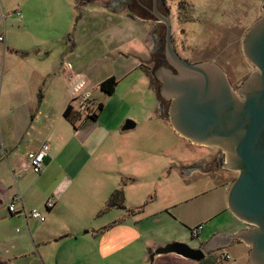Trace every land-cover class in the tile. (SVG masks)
I'll use <instances>...</instances> for the list:
<instances>
[{
    "label": "crops",
    "instance_id": "obj_1",
    "mask_svg": "<svg viewBox=\"0 0 264 264\" xmlns=\"http://www.w3.org/2000/svg\"><path fill=\"white\" fill-rule=\"evenodd\" d=\"M30 1H25L26 7ZM72 1L70 11L58 3L43 9L44 20L47 23L49 18L50 21L44 25L49 38H39L41 44L37 48L5 49L6 54L22 56L21 64L26 66L29 79H22L21 85L29 82V89L22 91V110L19 116L17 114L21 121H25V126L18 128L16 120L10 119L5 131L6 144L3 146L8 153L0 162V182H6L8 173L13 177L12 171L20 168V161L28 152L36 151L44 143L49 145V152L33 185L36 187L46 182V190L43 188L33 193L31 187H23L25 194H22L17 184L26 173L13 177V188L0 186V204L17 190L23 207L36 209L45 218L39 222L7 214L8 218L1 219L0 247L6 246L0 248V261L6 264H249V247L238 240L206 253L199 261L174 253L153 254L155 248L169 242L186 244L190 228L197 225L202 226L197 238L198 246L214 234H232L247 226L234 217L218 224L210 223L225 210L224 189L227 187L220 189L217 199L199 204L192 213L185 212L184 206L210 194L206 193L209 189L197 191L201 186L199 179L188 182L200 173L199 170L185 169L188 165L173 169L172 159L166 158L169 152L163 159H155L158 154L165 153L162 152L165 147L162 141L159 150L155 145L150 144L151 147L141 141L143 137L138 139L140 143L137 145L129 144L130 132L136 124L128 130L122 129L124 123L120 126L105 124L99 119L103 108L99 100L95 103L102 105L101 110L95 113L94 118L75 116V128L63 117L66 106H73L74 99L83 92L94 89L103 96H112L119 83L136 72L141 71L143 76L137 77L136 82L135 77L131 79L129 84L133 90L138 86L143 91L147 87L153 89L141 67V38L150 19H141L135 14L128 16L122 9H110L100 2L95 4L99 7L86 5L77 10ZM0 9L2 20L11 16L4 12L1 1ZM20 16L16 18L23 19L21 13ZM90 16L100 20L97 34L106 38L104 42L98 41L100 44L96 49L104 59L107 58L111 69L114 65L118 69L95 78L90 71L95 63L85 62L82 67L77 65L80 58L77 56V43L82 39L85 42L90 36L86 29ZM24 27V33H29L28 25ZM109 35L121 36L122 41L112 46L108 43ZM54 39L59 45L52 42ZM111 76L115 78L116 85L112 94L106 95L98 85ZM92 98L94 100L95 96ZM156 115L167 122L159 112ZM157 130L152 129L147 134L160 133L162 139L167 134H176L170 125ZM145 153L149 157H144ZM157 163H163V166ZM118 189L122 192L121 201H113L114 204L107 206L110 194ZM29 194L33 195V200L27 202ZM49 197L54 198V205L45 210L44 199ZM9 220L21 227V230H15L19 235L12 239L4 236L2 225ZM173 225L177 226L174 234L169 231ZM180 225L189 227L188 232L181 231ZM177 232L182 234L178 236ZM220 251L229 258L218 259Z\"/></svg>",
    "mask_w": 264,
    "mask_h": 264
},
{
    "label": "rangeland",
    "instance_id": "obj_2",
    "mask_svg": "<svg viewBox=\"0 0 264 264\" xmlns=\"http://www.w3.org/2000/svg\"><path fill=\"white\" fill-rule=\"evenodd\" d=\"M0 1L4 12L11 14V16L6 18L5 21L0 17V35L4 37V41L0 42V135L3 145H5L6 142L4 136L5 131L10 124V119L16 120L15 122L17 123L18 128L25 126V121H21V118L18 116L22 110V91L23 89L25 91L27 88L29 89V82L25 83V85H21L22 79H29L26 75V66H22L21 64L22 56L18 53L15 54V56H13V53L10 55L6 54L5 49L14 48L15 50L21 51L37 48V46L41 44L39 38H49L45 33L46 29L44 25L47 23L50 24V21L49 18L47 23L44 20L43 9L47 8V6L52 7L58 3V5L61 4L63 7H67L70 11L71 7H73V1L31 0L27 7L25 6L26 0ZM99 2L105 7L114 9V6L110 5L111 0H96L94 4L91 3L88 6L99 7L95 5ZM162 2L170 23L171 41L174 50L180 58L189 63L201 61L215 63L224 71L231 87L239 81H242L253 70V67L246 61L242 54L241 39L249 26L264 13V9L262 8L263 0H162ZM120 9H122L128 16L132 15V13L127 11L124 7H120ZM16 10L20 11L23 19L18 20L16 18L14 14ZM135 15L141 19H150L146 22L147 27L141 38L143 49L141 67L144 74L148 77L150 86L152 87V51L156 37L154 29L156 27L155 25H158V23H156L147 12L135 13ZM99 22L100 20L97 17L90 16L86 22V29L90 36L85 40L86 43L83 39L79 40L77 43L79 46L77 56L80 57L77 60V65L82 67L85 62H89L90 64L95 63L96 65H92L93 67L90 69L93 78H95L96 75H102L111 70L114 72L118 70L115 65L111 69L107 65V58L104 59L100 50L96 49V46L100 44V42L106 41V38L97 34L101 27V23ZM26 25L29 27V33H24L23 31V28H25L24 26ZM58 28H61V26ZM159 32L162 34V30H159ZM55 34L56 33L52 35L53 38ZM109 36L108 43L112 46L114 43L116 44L119 41H122L121 36L116 38L112 35ZM90 39V43L87 44ZM57 41V39H54L52 42L59 45V42ZM105 64L106 66L104 67ZM142 76L143 75L140 71L122 80L119 83L117 91L109 97L103 96L98 90H90L91 97L95 96L94 101L99 100L103 105L99 119L109 126H120L119 124H123L127 120L134 122L136 126L130 132L131 135L127 142L129 144L137 145L140 143L138 139L143 137L141 141L145 142L146 145H155L159 150L162 141L165 146L162 152L164 151L165 153L162 155L157 153L158 155L154 158L159 161V159L166 157V153L169 152L170 155L168 156L171 157L167 156L166 158L172 159L171 162H173V169L175 167H178L179 169L186 165L192 166L193 163L199 164L208 161V155L211 154V151L212 153H215L217 148L215 149L192 144L184 138L178 137L176 134H167L166 137L162 135L165 139L161 138L160 133V135L147 134L152 129L156 132L158 131L157 129L165 128L169 124L159 119L156 115L160 109V105L157 101L158 96L156 97L154 90L147 87V89L144 88L143 91V88L140 86L133 90L129 84L133 77H135L134 80L136 82L137 77L141 78ZM29 109L31 110V105ZM11 112L13 113L12 115ZM162 131L164 132V130ZM140 150L143 151V149ZM144 157H149V155L147 156L146 154ZM152 158L153 157H151V159ZM23 165L24 159L20 161V167H23ZM157 165L163 166V163H157ZM25 173L26 176L22 181L19 180L17 184L18 189L22 194L24 193L23 187H31V192L33 193H38L39 191H42L41 189L43 188L44 190L47 189L48 183L46 182L43 184L40 183L38 186L34 187L33 185L37 175L30 174L29 172ZM174 174L173 171V175ZM7 176L8 179L6 182H0V186H4L6 189H9L10 187L13 188L14 179L9 173ZM235 177L236 173L227 169L217 173V175H201L200 173H197L191 177V180L188 182L199 179L201 181L199 185L201 184V186H198L197 191L209 189L206 193L210 194H208L209 196H205L207 197L206 200L205 197H202L199 200L194 201L191 205L184 206L183 210L187 213H192L199 204L217 199L220 189L227 187V189H224L225 210L220 216L210 221V223L212 225L218 224L219 222H225L226 219L233 217L226 206V195L229 184ZM32 196V194H29L27 202L33 200ZM6 207L7 202H1L0 220L6 217L8 218ZM28 208L31 209V207ZM2 225L4 236H8L12 239L19 235L15 232L17 228L21 230V227L17 222L16 224H13L9 220V222L3 223ZM176 228L177 226L173 225V227L171 226L169 228V231L174 234V229L176 230ZM178 228H180L181 231L188 232L189 227L180 225ZM24 229L26 230L25 227ZM176 234L179 236V234L181 235L182 233L177 232ZM187 238L186 245L191 248L198 246V239L193 238L190 235ZM5 246H1L0 248L2 249Z\"/></svg>",
    "mask_w": 264,
    "mask_h": 264
},
{
    "label": "water",
    "instance_id": "obj_3",
    "mask_svg": "<svg viewBox=\"0 0 264 264\" xmlns=\"http://www.w3.org/2000/svg\"><path fill=\"white\" fill-rule=\"evenodd\" d=\"M149 13L164 25V55L175 69L173 73L159 67L154 72L162 84L159 94L170 100L165 119L190 143L223 152L221 167L236 173L226 206L247 226L232 234H214L196 248L169 242L153 254L174 253L199 261L206 253L238 240L249 247V264H264V13L241 39L242 54L253 70L233 87L215 63H189L180 58L171 41L169 19L155 10L154 0ZM134 126L127 120L122 129Z\"/></svg>",
    "mask_w": 264,
    "mask_h": 264
},
{
    "label": "built area",
    "instance_id": "obj_4",
    "mask_svg": "<svg viewBox=\"0 0 264 264\" xmlns=\"http://www.w3.org/2000/svg\"><path fill=\"white\" fill-rule=\"evenodd\" d=\"M15 16L20 18V13L18 11L14 12ZM4 18V17H3ZM3 41V36L0 35V42ZM97 105L93 98L91 97L90 92L85 91L76 99H74V105L70 106L71 113L76 115L77 118L80 116L84 117H92L97 111ZM49 145L47 143L42 144L39 149L34 152H28L24 158V165L17 170L12 171V175L14 178H18L23 175L25 172H30L33 174H40L43 170L44 158L48 155ZM8 150L3 146V143L0 138V162L6 159ZM7 202V214L9 215H19L25 220L30 218L37 220L39 222L44 221V215L36 210L30 209L26 210L21 202L20 193L15 190L12 192ZM54 205V198L49 197L44 202L45 210H50ZM202 226L197 225L195 227L190 228L189 232L191 237L198 238ZM218 259H228L229 256L224 252H219L217 255Z\"/></svg>",
    "mask_w": 264,
    "mask_h": 264
},
{
    "label": "flooded vegetation",
    "instance_id": "obj_5",
    "mask_svg": "<svg viewBox=\"0 0 264 264\" xmlns=\"http://www.w3.org/2000/svg\"><path fill=\"white\" fill-rule=\"evenodd\" d=\"M112 6L120 8L124 7L127 11H129L132 14L135 13H143L147 12L154 20V15H152L149 12H152V0H111ZM264 7V0L262 3V8ZM154 8L157 12L160 14L166 15V9L163 6L162 0H154ZM264 9V8H263ZM149 12H148V11ZM158 25H155L154 33L156 35L155 41H154V48L152 51V87L156 94V97L158 96L157 101L159 102L160 109L158 110L159 114L165 119L167 108L169 106L170 100H165L161 95L159 94V89L161 87V83L154 77V72L159 67H166L169 68L173 73H175V69L170 66L165 58L164 55V25L161 22H158L155 20ZM162 30V34L159 32V30ZM167 121V120H166ZM168 122V121H167ZM209 148H215V147H209ZM216 149V148H215ZM212 150V149H209ZM208 161L201 162L199 164L193 163L192 166L188 165L185 169H197L200 173L205 174H216L224 171L225 168L222 166V160H224V154L221 150L217 148L215 153L211 151V154L208 155Z\"/></svg>",
    "mask_w": 264,
    "mask_h": 264
},
{
    "label": "trees",
    "instance_id": "obj_6",
    "mask_svg": "<svg viewBox=\"0 0 264 264\" xmlns=\"http://www.w3.org/2000/svg\"><path fill=\"white\" fill-rule=\"evenodd\" d=\"M95 1L96 0H74L77 10H79L83 6L90 5L91 3L94 4ZM115 85H116V80H115L114 77L111 76V77H108V78L102 80L99 83L98 88L104 94L110 95V94H112ZM101 108H102V105L99 103L97 105V111H100ZM62 115H63L64 118L68 119L70 121V123H72V126L75 128V126H74V118H76L75 117L76 115H73L71 113V108H70L69 105L66 106V108L64 109ZM94 117H95V114L92 117H84L83 119L94 118ZM121 198H122L121 190L120 189L114 190L109 196V199H108V202H107V206H111L112 204H114V203H112L113 201H116V200L121 201ZM0 264H6V263L3 262V261H0Z\"/></svg>",
    "mask_w": 264,
    "mask_h": 264
}]
</instances>
